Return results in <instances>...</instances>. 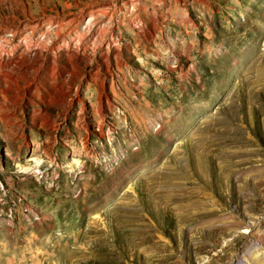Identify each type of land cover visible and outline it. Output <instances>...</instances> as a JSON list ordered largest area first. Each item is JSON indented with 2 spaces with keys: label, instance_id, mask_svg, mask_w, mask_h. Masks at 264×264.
Listing matches in <instances>:
<instances>
[{
  "label": "rangeland",
  "instance_id": "374dc122",
  "mask_svg": "<svg viewBox=\"0 0 264 264\" xmlns=\"http://www.w3.org/2000/svg\"><path fill=\"white\" fill-rule=\"evenodd\" d=\"M0 57V264H264V0H0Z\"/></svg>",
  "mask_w": 264,
  "mask_h": 264
},
{
  "label": "bare ground",
  "instance_id": "6f19581e",
  "mask_svg": "<svg viewBox=\"0 0 264 264\" xmlns=\"http://www.w3.org/2000/svg\"><path fill=\"white\" fill-rule=\"evenodd\" d=\"M2 51V50H1ZM38 52V51H37ZM2 55V54H1ZM20 58V57H19ZM21 59V58H20ZM23 60V59H22ZM18 61V58L17 59H14V60H10L7 58H2L0 57V73H1V78L4 76H8L10 77L14 82L15 84L18 83V77L20 76L23 77V75L25 74V72L29 69H37L38 68V64H33L32 66L29 65L26 61L22 62L23 64H19V72H15L13 68H11L13 66V64H18L17 63ZM20 61V60H19ZM44 60L40 59V62H42ZM39 62V63H40ZM43 64V62H42ZM16 66V65H15ZM13 69V70H12ZM7 77V79H8ZM0 78V79H1ZM54 78V77H53ZM22 79V78H21ZM10 81V80H9ZM20 82V81H19ZM18 86V85H17ZM102 106V104H101Z\"/></svg>",
  "mask_w": 264,
  "mask_h": 264
}]
</instances>
